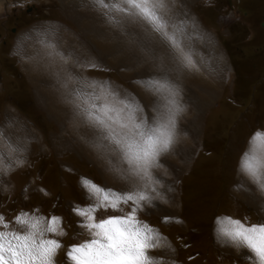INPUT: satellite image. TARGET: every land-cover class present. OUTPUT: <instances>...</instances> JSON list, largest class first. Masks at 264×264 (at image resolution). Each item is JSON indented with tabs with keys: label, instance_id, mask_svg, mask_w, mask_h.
<instances>
[{
	"label": "rangeland",
	"instance_id": "obj_1",
	"mask_svg": "<svg viewBox=\"0 0 264 264\" xmlns=\"http://www.w3.org/2000/svg\"><path fill=\"white\" fill-rule=\"evenodd\" d=\"M3 1L0 132L22 150L13 154L11 163L0 160V216L16 231L25 230L16 223L21 213L61 218L57 230L62 235L46 238L61 244L54 264H75L68 255L73 246L95 238V230L84 227L74 211L92 203L82 180L87 177L120 190L123 182L111 168L124 166L107 149L94 147L92 134L64 102L62 62L49 55V45L73 54V59L94 58L100 67L77 71L138 93L143 103L152 97L135 82L158 68L132 43L142 27L126 25L133 33L126 35L87 0ZM257 1L173 0L172 11L188 20L196 67L185 69L165 59L186 111L178 118L176 151L162 157L154 172L166 177L161 189L166 185L171 191L160 193L165 202L157 201L154 208L146 205L137 213L139 220L158 229L157 248L150 250L157 264H256L248 250L218 241L216 221L232 217L248 225L264 223V193L240 172L250 138L264 132ZM157 51L163 55L167 49L160 45ZM129 210L122 204L120 211L101 209L95 215L99 221ZM165 216L172 222H163Z\"/></svg>",
	"mask_w": 264,
	"mask_h": 264
},
{
	"label": "snow or ice",
	"instance_id": "obj_2",
	"mask_svg": "<svg viewBox=\"0 0 264 264\" xmlns=\"http://www.w3.org/2000/svg\"><path fill=\"white\" fill-rule=\"evenodd\" d=\"M87 4L126 35L133 34L126 25L142 27L132 43L142 50L144 59H151L158 71L135 82L152 97L150 103H143L138 93H129L114 87L111 81L85 77L77 71L100 67L94 58L73 59V54L65 55L54 44L49 45L53 49L49 55L62 62L59 76L64 102L92 134L94 147L107 149L124 166L111 168L123 182L120 190L83 178L82 186L92 203L74 211L83 218L84 227L95 230V238L73 246L68 255L75 264H157L150 250L157 248L158 229L139 220L137 213L145 211L146 205L154 208L157 201L165 202L160 193L171 191L166 185L161 189L166 177L154 172L161 167L162 157L176 151L178 118L186 111V104L178 82L165 67V59L185 69L196 67L195 49L189 47L192 35L188 20L172 11L173 0H87ZM160 45L167 49L166 54L158 53ZM0 137L4 139L0 160L11 163V157L22 146L3 132ZM240 172L264 193V132L256 131L250 138L241 157ZM122 204L130 206L127 214L97 221L98 210L120 211ZM162 220L172 222L168 216ZM0 221V229L9 228L0 230V264H54L61 244L57 239L46 238V234L62 235L57 230L61 218L21 213L16 223L24 226L23 231L10 229L2 216ZM216 235L219 242L243 247L253 254L249 259L264 264V223L248 225L232 217H217Z\"/></svg>",
	"mask_w": 264,
	"mask_h": 264
},
{
	"label": "flooded vegetation",
	"instance_id": "obj_3",
	"mask_svg": "<svg viewBox=\"0 0 264 264\" xmlns=\"http://www.w3.org/2000/svg\"><path fill=\"white\" fill-rule=\"evenodd\" d=\"M258 1H259V7H258L259 12L261 11L260 29L262 30L258 40H259V42H262V49L261 50L263 51V55H264V0H258ZM245 15L248 16L249 13L245 12ZM255 36H256V34L254 35V37ZM256 40H257V36H256Z\"/></svg>",
	"mask_w": 264,
	"mask_h": 264
},
{
	"label": "bare ground",
	"instance_id": "obj_4",
	"mask_svg": "<svg viewBox=\"0 0 264 264\" xmlns=\"http://www.w3.org/2000/svg\"><path fill=\"white\" fill-rule=\"evenodd\" d=\"M3 0H0V11L2 10V8H3Z\"/></svg>",
	"mask_w": 264,
	"mask_h": 264
}]
</instances>
